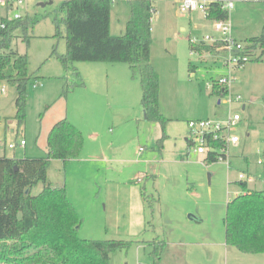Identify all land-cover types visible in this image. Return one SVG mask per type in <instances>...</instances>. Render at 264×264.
<instances>
[{
	"label": "rangeland",
	"instance_id": "obj_1",
	"mask_svg": "<svg viewBox=\"0 0 264 264\" xmlns=\"http://www.w3.org/2000/svg\"><path fill=\"white\" fill-rule=\"evenodd\" d=\"M48 1L27 0L26 12L38 20L25 33L14 31L11 48L28 59L25 116L15 118V87L1 81L0 134L8 140L24 137L26 146L1 149L0 156L43 155L49 129L65 117L81 130L83 146L64 165L52 159L47 177L65 186L81 219L79 237L130 241L110 254L108 264H152L155 244L161 248L158 264H264L263 253L227 245L224 225L228 201L241 193L238 173L254 176L250 188L264 186L263 166L257 163L264 159V54L253 59L257 49L237 66L226 63V52L217 48L191 53L190 42L222 37L215 20L204 11L182 13L177 0H152L150 62L159 77V109L167 118L166 136L159 140L161 126L145 120L140 83L127 63L77 61L63 67L58 55L66 52L65 29L61 25L56 35L53 22L60 0ZM227 13L236 40L245 43L260 34L264 1L235 0ZM12 14L0 5V22ZM129 16L128 0L110 3V34H123ZM221 76L232 79L226 93L211 87ZM230 93L240 94L241 102H224ZM233 113L240 115L231 131L239 141L227 145L226 158L208 162L191 151L185 141L189 119L224 124ZM40 188L38 183L32 193Z\"/></svg>",
	"mask_w": 264,
	"mask_h": 264
},
{
	"label": "trees",
	"instance_id": "obj_2",
	"mask_svg": "<svg viewBox=\"0 0 264 264\" xmlns=\"http://www.w3.org/2000/svg\"><path fill=\"white\" fill-rule=\"evenodd\" d=\"M128 2L130 16L125 31L114 36L109 31V0H60L53 22L56 35L61 34L60 26H64L66 52L58 58L65 69L77 61L127 63L131 76L140 83V105L145 120L160 124L162 137L159 140H162L166 136L167 118L159 109V77L150 62L151 19L156 8L150 0ZM205 13L214 20L228 18L227 9L222 8L219 0H208ZM37 20V16L25 12L20 18H6L5 27L0 28V82L7 81L15 87L18 122L25 116L30 76L27 55L11 48V42L15 30L25 33ZM22 39L28 43L29 36ZM219 45V42L189 43L190 51L194 52H208ZM245 45L250 56L259 49L260 54L253 59L261 60L264 24L260 34L247 39ZM72 68L76 77H80L77 68ZM36 79L33 78L34 82ZM217 81L211 84L212 90L226 93L225 85ZM67 91L68 88L63 93ZM218 145L220 143L213 144ZM82 146L81 130L64 117L49 129L43 155L0 156V264H108L113 251L129 246L130 241L79 237L77 229L81 219L65 186L54 185L47 177L52 159H59L64 165L79 154ZM203 160L212 162L217 158L214 152H208ZM262 166L264 174V159ZM38 183L41 188L33 194L32 188ZM239 183L241 193L228 201L226 207L225 243L244 253L264 254V186L256 189L244 181ZM143 200L152 205L144 192ZM160 249L159 244L154 245L152 264H158Z\"/></svg>",
	"mask_w": 264,
	"mask_h": 264
},
{
	"label": "built area",
	"instance_id": "obj_3",
	"mask_svg": "<svg viewBox=\"0 0 264 264\" xmlns=\"http://www.w3.org/2000/svg\"><path fill=\"white\" fill-rule=\"evenodd\" d=\"M111 3L114 0H109ZM152 1V0H150ZM179 2L178 9L182 13L191 11H204L206 9V3L208 0H177ZM222 4V8L231 10L235 0H219ZM27 0H0V5L5 8L13 9L12 18H20L26 12ZM224 20H215L214 28L222 34L220 39H213L211 36H207L204 40L199 43L213 44L218 41L220 45L217 48L218 51H225L227 57L225 58L226 63H230L237 66H243L252 56L246 53L245 43L236 40L230 33V24ZM5 27V21L0 22V28ZM195 44V43H194ZM191 53H195L191 51ZM232 79L228 76H221L218 79V83L221 85H227ZM1 91L4 89L1 87ZM224 102L229 104L233 102H241L240 94L230 93L228 96L222 98ZM240 120L238 113H233L227 120L222 124L221 122L214 121L211 119H190L187 121L188 130V144L192 152L197 154L207 155L208 152H214L217 160L226 158V148L228 144H236L239 141L237 134H231L236 123ZM214 143H220L218 146H213ZM26 140L24 137H16L14 140H8L5 136L0 134V150L14 149L16 147L24 148ZM229 162V161H228ZM258 164H263V160H257ZM260 176V175H259ZM239 181L246 183L253 182L254 176L240 172L238 173Z\"/></svg>",
	"mask_w": 264,
	"mask_h": 264
},
{
	"label": "water",
	"instance_id": "obj_4",
	"mask_svg": "<svg viewBox=\"0 0 264 264\" xmlns=\"http://www.w3.org/2000/svg\"><path fill=\"white\" fill-rule=\"evenodd\" d=\"M45 3H46V2H40L41 5H44ZM47 3H52V0H49ZM144 118H146V117H145V114H144ZM229 201H230V200H229ZM188 218H190V219H195V216L189 214V215H188Z\"/></svg>",
	"mask_w": 264,
	"mask_h": 264
},
{
	"label": "crops",
	"instance_id": "obj_5",
	"mask_svg": "<svg viewBox=\"0 0 264 264\" xmlns=\"http://www.w3.org/2000/svg\"><path fill=\"white\" fill-rule=\"evenodd\" d=\"M217 50V49H216ZM215 51V50H214ZM244 107H245V103H243L242 105H241V108L242 109H244ZM190 120V119H189ZM5 136V135H4ZM6 137V136H5ZM15 138H16V135H15ZM185 141L186 142H188V139H187V137L185 138ZM26 146V145H25ZM25 146H24V148H25ZM24 148H21V149H23L24 150ZM6 156V155H5Z\"/></svg>",
	"mask_w": 264,
	"mask_h": 264
}]
</instances>
